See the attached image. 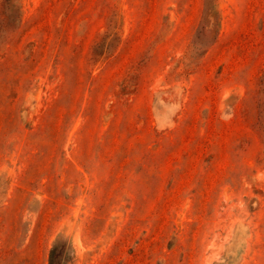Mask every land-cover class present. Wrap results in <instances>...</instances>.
Wrapping results in <instances>:
<instances>
[{"label": "rangeland", "instance_id": "rangeland-1", "mask_svg": "<svg viewBox=\"0 0 264 264\" xmlns=\"http://www.w3.org/2000/svg\"><path fill=\"white\" fill-rule=\"evenodd\" d=\"M0 264H264V0H0Z\"/></svg>", "mask_w": 264, "mask_h": 264}, {"label": "trees", "instance_id": "trees-1", "mask_svg": "<svg viewBox=\"0 0 264 264\" xmlns=\"http://www.w3.org/2000/svg\"><path fill=\"white\" fill-rule=\"evenodd\" d=\"M53 252H55V251H53Z\"/></svg>", "mask_w": 264, "mask_h": 264}]
</instances>
